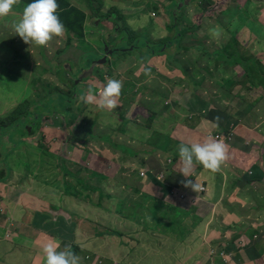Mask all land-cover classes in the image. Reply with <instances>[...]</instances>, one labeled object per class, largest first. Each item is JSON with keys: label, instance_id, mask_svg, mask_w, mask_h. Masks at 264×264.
Returning <instances> with one entry per match:
<instances>
[{"label": "rangeland", "instance_id": "obj_1", "mask_svg": "<svg viewBox=\"0 0 264 264\" xmlns=\"http://www.w3.org/2000/svg\"><path fill=\"white\" fill-rule=\"evenodd\" d=\"M170 1L102 0L100 14L106 15L114 9V17L101 20L96 11H90L84 27L85 39L89 42L85 43L83 39L80 48L69 49L56 57L55 49L25 44L15 35L12 25L21 16L14 14V10L21 12L23 8L16 10L14 5L8 16L0 18V125L8 122V128L2 132L3 144H7L4 151L7 153L3 154L1 161L9 168L5 167L9 176L2 183H7L8 187H19L24 193H32L34 188H44L42 183L48 184L49 177H53L50 179L53 193L65 187L67 193L77 191L83 198L90 195L87 202L79 197L76 201L82 204L73 209L74 215L70 219H66L67 216H51L49 199L43 193L37 191L39 196L32 206L25 203L17 191L23 211L14 214L21 223L15 220L14 224L3 226V221L10 215L6 208H0V237L10 232L12 239L7 240L17 246L12 251L2 249L1 261L9 257L12 261L10 264H35L41 257L43 263L36 264H45L42 247L51 240L60 244L58 250H63L65 246H79L74 250L79 264H112V259L114 264H192L196 259L194 250L203 252L204 242L209 246L214 245V248L207 250L208 261L204 264H225L229 261L246 264V261H252V255L244 256L238 252L240 246L234 247L231 243L238 245L240 242L237 229L244 217L241 206L249 211L254 209L252 202L256 201L255 211H250L246 217L251 220L253 217L263 218L264 185L262 192H256L255 200L246 195L242 205L234 211L230 210V216L227 215L226 205L224 210L221 205L212 208L208 214L211 219L209 225L194 223L198 216L196 203L186 211L176 205L173 198L167 199L164 193L172 187L159 175L172 167L167 163L166 155L176 156L170 151H178L182 143L188 144L183 141V136H187L189 142L196 140L192 132L176 128L185 125L192 128L197 122L207 121L209 115L206 108H225L232 117H248L255 106L259 114L264 115V104L261 102L264 96V0H221L213 11L207 5L195 6L196 0L190 7L180 5L184 0L181 3L178 1L180 9L178 4L175 9L178 22L167 13ZM182 8L184 10L180 12ZM207 11L209 13L206 15ZM169 18L170 24L175 22V25L185 29L183 33L187 40L183 47L188 52L183 49L186 59L181 69L170 62L171 56H156L144 62L146 59L141 58L140 54V51L149 48L160 55L161 50L158 49L164 45V40L174 39ZM97 22H102V26L98 27ZM116 24L120 29L116 30ZM90 25L94 28H90ZM215 26L221 30L218 38H213L209 33V29ZM104 35L111 36L107 41L114 38L115 43L110 42V46L117 44L116 51L110 47L108 53L105 52V44L103 47L101 43ZM140 41V49L135 51L127 46ZM198 46L204 47L202 52ZM94 47L99 50L96 51ZM216 49L221 55V62H218L216 55H208L214 54ZM176 58H180V54ZM90 60L95 63L91 69L88 64ZM104 61L109 63L101 67L100 63ZM224 62L232 67H226ZM57 63L63 64L62 67H56ZM110 65L115 68L111 69ZM146 70H150V74H146ZM109 78L122 81L119 106L112 111L99 110L96 105H90L96 108H85L79 97L87 92L86 88L92 86L95 79L105 85ZM73 81L78 87V96L65 99L63 105L62 98L55 93L71 94ZM192 98H196L197 103L191 108L198 109L195 113L191 112L189 119L187 108H190ZM46 99L48 101L43 106L31 104L33 100L41 102ZM198 101L206 105L199 107ZM208 102L217 107L207 105ZM65 108L72 111L68 113ZM223 113L219 111L216 116ZM249 117L252 121L238 124L236 144L243 147V153H247L249 139L253 138V127L257 125L254 117ZM86 118L88 124L93 120L90 130L88 126L85 129L82 127ZM95 118L97 122L94 125ZM14 120L26 121L25 128L32 131L34 136L27 135L21 128L18 135L26 137L21 138L19 143L12 142L16 135L12 133L9 122ZM212 132L214 135L220 131ZM222 132L225 135L226 130L222 129ZM261 134L264 136L263 131ZM257 146L259 151L264 150V144ZM67 148H71V152ZM85 149L91 155L84 154ZM53 151L59 153V158ZM81 158L84 159L83 165L79 166ZM248 161L247 158L239 168L247 166ZM158 164H161V169ZM227 166L231 164H222L216 173L205 169L201 171L210 173L215 182L216 175H231L225 168ZM53 170L58 172L53 174ZM263 170L264 154L251 157V177H257L260 173L264 176ZM99 171L109 175L102 176L98 174ZM142 171L146 173L145 177H141ZM156 171L157 174H153ZM245 171H231L239 184L245 182L244 176H249ZM62 174L67 179L60 177ZM197 175L195 173L187 180L202 187L200 181L204 183V180H199V177L197 180ZM85 176L89 179L85 180ZM147 183L154 195L140 192ZM97 185L104 186L105 192L107 188L110 191L115 187V206L108 201L103 207L97 206L98 210L95 209L94 204L105 199L100 195L98 200V194L92 193L93 189L97 191ZM187 188L198 195L195 197L198 203L204 199L210 187L205 192H197L191 186ZM175 194L172 192L170 196ZM248 194L252 197L250 191ZM73 197L77 198L75 195ZM178 198L180 201L186 200L184 197ZM215 199L213 194L212 202ZM98 212L114 214V217H106L103 220L106 223L101 222L99 217L94 222ZM230 219L233 225L228 223ZM52 229L60 230L53 232ZM207 231L211 232L208 236L210 239L205 237ZM83 234H89L92 239ZM227 235L233 239L229 241V248L225 238ZM262 235L264 223L249 234L251 249L261 245ZM250 242L245 245L249 247ZM192 246L195 249L188 251ZM220 252L224 255L215 257Z\"/></svg>", "mask_w": 264, "mask_h": 264}, {"label": "crops", "instance_id": "obj_2", "mask_svg": "<svg viewBox=\"0 0 264 264\" xmlns=\"http://www.w3.org/2000/svg\"><path fill=\"white\" fill-rule=\"evenodd\" d=\"M66 1H68L71 5L75 6L77 9L83 11L86 16L88 15V13H90V11L92 12V10H89V6H88L87 2L84 0H77V1L66 0ZM157 1H164V0H156V2ZM181 1L182 0H179L180 3H181ZM219 1L220 0H211L210 2L212 3L213 7L210 10H212V11L215 10V7ZM251 1H257V0H251ZM260 1H262V0H260ZM179 2H177L178 5L180 4ZM195 3H197L195 6H200V4L203 3V1L202 0H196ZM191 4H193V0H190L188 7H190ZM180 5H182V4H180ZM19 8H23L22 4L16 5V10ZM182 10H184V8H182L180 10V12H182ZM208 13H209V11H207L205 14L207 15ZM14 14L21 16L22 11L21 12H15V10H14ZM87 19H88V16H87ZM92 19H94L93 15H92ZM86 21H85V23H86ZM85 23H84L83 28L85 27ZM97 23H98L97 24L98 27H99V25L102 26V24H101L102 22L101 23L97 22ZM94 25H95V22H94ZM173 30H174V39L178 38V34L182 32V26L174 24V26H172L171 31H173ZM83 39H84L85 43L89 42L87 39L81 38L80 36H78L77 34H75L73 32L69 33L68 30L66 29L63 36L54 37L48 43L47 46H39V47L40 48H48V49L53 48V49H55L56 50L55 57H56L57 55H61V53L66 52L69 49L80 48L83 44V42H82ZM186 40H187L186 34H184L183 37L180 39L179 43L175 41V43L171 47V54H174L175 51L177 54H179L177 49L179 47H183L185 45L184 41H186ZM164 41H166V40H164ZM101 43H102V40H101ZM102 44L104 45V43H102ZM240 44L242 45V43H240ZM94 48L96 51L99 50L97 47H94ZM70 52H71V50H70ZM180 53L184 54L183 50H180ZM164 56L167 57V56H169V54L157 56V57L161 58ZM184 59H186V57H181L182 62ZM70 63H72V65L75 66L74 62L71 61ZM108 63H109V61H104L103 63H100V66L104 67ZM62 65L63 64H61V63H57L56 67L61 68ZM65 65H67V64H65ZM34 67H35V64H34ZM34 67L32 66V69H34ZM110 67H111V69L115 68L111 65H110ZM76 68L77 67H75V69ZM35 69H36V67H35ZM101 70L103 71V68H101ZM101 70H99V71L101 72ZM233 72H234V70H233ZM60 77H61V79L63 78L62 75ZM103 85L104 84H102L101 80L95 79V81L93 82V85L90 87L93 90H95L94 92H98L99 89ZM88 88H86V90ZM217 101H219V100H217ZM34 103H36L40 106H43L46 103V100H43L41 102H39V100H33L31 104L33 105ZM191 103H192V107H193L197 103L196 98H192ZM208 103L209 104H207V105H210L212 107L213 106L217 107L216 105H212V103H210V102H208ZM83 104H85V108H96L94 106H90V105H95V104H86V103H83ZM196 109L197 108H191V109L187 108V112H188L187 118L191 119V112L195 113ZM206 109L208 110V115H209L207 121L204 120V122H199V123L197 122L195 127H192V128L185 125L183 127L176 128V130L192 132L194 134L196 140H190V142H189L187 136L182 137L183 141H185L188 144H191V143H195V142H203L209 136L214 138L215 134H222L223 133L222 129H225L226 132H225L224 136L226 137V140L224 141V143L228 146V158L224 161L223 164H225V163L231 164V166L225 167L226 169L229 170L231 175H229V176H227L226 174L219 175V176L216 175V178H215L216 183H215V182H213L212 178L210 177V173H206V171H201V170H204V168H202L201 165L196 164L195 167L193 168L192 172L190 173L189 177H191L193 174L197 173L198 174L197 180H198V177H199V180H204V183H203V181H200L201 185L202 186L204 185L203 186L204 191H198V192H205L206 188H208V187L213 189V191H211V189L208 188L206 191L207 192L206 196L203 197L204 199L201 198L202 200L200 202H202V203L198 204L197 201L195 200V197H198V195L194 191L189 190L187 187H185L183 185L184 184L183 182L185 180H187L189 177H184L183 175L180 174V172H179V158L178 157H177L178 159H174L172 161V163H169L168 160L171 158L170 155L164 154L167 157L166 158L167 163L171 164L172 167L170 169H168L167 171L163 170L164 178H165L167 184H170L169 186L172 187V188H170V191H167L164 193L165 196L167 197V199L172 198V197H170L172 192H176L178 194V197L186 198V200L189 201L190 205H193L194 203L198 204L197 208H196L198 210V216L195 218L194 223H200V224H209L211 221V219L208 218V214H209L210 210L212 208H216V206H219V205H221V208H223V210H224V205H226L225 208L227 209L226 210L227 215L230 216V210L234 211L236 208H238L239 205H242V203H244L243 201L245 200L246 195L249 196V199L253 198L255 200L257 198L256 192H262V188H263L262 186L264 185V179H263L264 176L260 175L261 173L259 175H257V177H255L257 179V181L254 179H253V181H246V179H245V182L243 184H239L238 183L239 181H237L234 178V177H236L235 173L233 174V172H231V171L237 172L238 170L244 169V170H247L245 172H247L249 177H251V174H250L249 169H248L249 168V161L251 160V157H253L256 154H259V155L264 154L263 153L264 150L262 149L261 151H259V147L257 146V144H259V143L264 144V136L261 134V131L264 132V115H261L259 117L254 118L255 121H257L256 122L257 125L255 127H253V130H252L253 138L249 139L248 147L246 148L247 153H243L242 152L243 147L241 145L236 144L237 133H238V124L245 123L248 120L249 116H251V113H248V115H249L248 117L246 115H244L243 117L242 116L238 117L236 115L238 117L237 118L236 116L232 117L231 115H229V112H226L225 110H227V109H225V108H206ZM241 109L242 108H240V109L238 108L237 110H241ZM243 109H245V108H243ZM253 110H254V108H253ZM219 111H222L224 113L222 114V116L217 117L216 114ZM241 118H243V119H241ZM88 121H89L88 118H86V123L84 126H82L83 129H85L87 126H88L89 130L92 128L91 125L93 123V120L89 124H88ZM94 121H95V123H94V125H95L97 122V118H95ZM217 124L219 125L218 127L216 126ZM33 125H35V124H33ZM40 127L41 126L39 125L38 128H40ZM212 130L214 132H217V131H220V132H217L213 135ZM19 140H21V139H19ZM19 140L17 141V143L21 142ZM11 144L16 145L14 143H11ZM56 144L58 145V143H56ZM67 150L69 152H71V148H67ZM53 152L52 153L55 154L56 157L58 156V158H59V153H57L55 151H53ZM249 152H250V154H249V156H247V154ZM84 154L91 155V153H89L88 150H86V149L84 150ZM247 158L249 159V161L246 163L247 166H245L243 168H239V166L242 165L244 163L243 161L246 160ZM83 160H84L83 158L80 159V165L79 166L83 165ZM162 164L164 166H166L164 161H162ZM158 165H159L158 166L159 169H161V164H158ZM89 171H91V170H89ZM92 171H94V170L92 169ZM55 172H58V171L53 170V174ZM60 172H62V171H60ZM87 172L88 171L86 170V173ZM262 172H264V170ZM99 173L103 174L104 172L99 171ZM106 175H109V174L106 173ZM60 177H63L64 180L66 178L63 174ZM51 178H53V177H49V183L48 184L46 182L42 183L44 185V188H42V189L40 187L34 188L32 193H29V192L24 193L19 187H12V186L8 187L7 183H1L0 184V208H3V207L6 208L8 210V215H10L9 217L7 216L5 218V220L3 221V223H2L3 226H5L6 224L12 225L15 223V220L17 222L21 223L18 220L17 216L14 214L15 212L23 211V209H20L19 202L21 199H17V191L20 192L19 196L24 200V202L27 203L28 205H32V206L35 204L36 199L39 196L38 192H40V194L43 193L45 195V197H47L49 199L48 209H52V213L51 212H49V213L51 214V216H53V218L55 216L61 215L62 217L67 216L66 219H70V216L74 215L73 209L75 207H77L79 204H82V202L76 201L79 199V197H81L82 200L86 201V202L90 200V195L87 196V198H83L81 193L77 192V191H76V193H74V191H72V193H71V190H70V192L67 193V189L65 187H63L61 190L55 191V193H53L54 187H50V185H51L50 179ZM84 179L88 180L89 178L85 176ZM171 180H172V182L174 181V183H169ZM60 186H62V184H60ZM46 187H49L48 190L46 189ZM150 187L151 186L147 183L146 186L145 185L143 186V188H142V190H140V192H142L143 194H147V195H154ZM95 188H97V191L95 189H93L92 193L95 192L98 194V200H99L100 195H103V197L105 198L102 202L97 201L94 204L95 209H97V206L103 207V205L105 203H107L108 201H111L110 202L111 205L115 206L114 205L115 187L110 191L107 188L108 191H106V192L104 191V186H102V185H100V186L97 185V186H95ZM40 189H41V191H40ZM99 191L103 194L98 193ZM249 191L251 192L252 197L248 194ZM213 194L216 196L215 202H212V200H211V197ZM74 195L77 196V198H74L73 197ZM254 202H256V201H254ZM254 202H252L254 209H249V211L246 210V207L241 206V211L243 212L244 217L242 218L243 222L241 223V225L237 229V232L239 231L237 238H238V240H240V242L238 245L233 244V246L234 247L240 246V249L238 252L243 253L244 256L252 255V261L249 260L246 262V264H254V262L258 263V261H260V264H261V262H263V264H264V238H262L260 243H259L261 245L254 248V249H251V242L249 240L250 239L249 234L255 232V227L264 223V220H262V219H264V212L263 211H262L263 218H261V219L253 217L252 218L253 220H251V218L246 217L247 213H249L250 211H253V212L255 211L257 205ZM89 204L90 203L86 204L85 208L88 207ZM179 206L181 208H184L186 211L189 209V205L188 206L179 205ZM248 207L249 206H247V208ZM24 208L28 209L26 207H24ZM53 209H56L58 211H54ZM1 211L2 210H0V214H1ZM49 213H47V214H49ZM98 217H99V219L102 220L101 222L106 223L103 220L106 217H112V219H113L114 214H100L98 212L94 222L98 221ZM81 220L83 221V218ZM228 223H230V224L232 223L231 219L229 220ZM231 225H233V224H231ZM250 226H254V227L249 228ZM207 229H209V228H207ZM52 230H53V232H58L60 229H52ZM211 230L213 231V229H211ZM62 233H63V231H62ZM210 233L211 232L207 231L205 237H208L210 235ZM233 233H234V231H233ZM5 234H8V235H6L3 238L0 237V251L2 249H8V248L12 251V248H16L17 246L12 241L7 240L9 238L12 239L10 232H7ZM83 236L84 237L86 236L88 239H92V237L89 234H83ZM262 236H264V235H262ZM225 238L227 239L228 244H229V241L233 240L228 235L225 236ZM208 239H210V237H208ZM248 242H250L249 247H247V245H245ZM243 243L245 246L243 245ZM204 244H205V249L203 252H197L196 250H194L195 248L193 246H192L193 249L190 248L188 250V251L194 250L196 253V259L192 264H204L208 261L207 250H209L210 248H214L213 247L214 245L209 246L205 242H204ZM225 244H227V243H225ZM74 246H76V249L80 248L77 245H74ZM39 249H40V247H39ZM0 262L3 264L12 263V261L10 260L9 257L6 259H2V261L0 260ZM38 262H42L41 257H39V259L35 262V264ZM107 263H108V261H107ZM112 264H114V259H112ZM230 264H234V263L231 261Z\"/></svg>", "mask_w": 264, "mask_h": 264}, {"label": "clouds", "instance_id": "obj_3", "mask_svg": "<svg viewBox=\"0 0 264 264\" xmlns=\"http://www.w3.org/2000/svg\"><path fill=\"white\" fill-rule=\"evenodd\" d=\"M19 3L20 0H0V18L8 16L13 6ZM58 7L56 0H32L24 6L20 19L12 25L15 35H18L25 44L38 47L47 46L54 37L63 36L66 29L57 15ZM220 31L219 26L209 29L213 38H218ZM146 74H150V70H146ZM122 86V81L109 78L98 92L89 87L79 100L86 104H95L99 110L112 111L119 106ZM214 138L209 136L203 142L180 144L178 155L181 175L189 177L196 164L212 173L220 170L228 158V146ZM168 161L172 162V159ZM183 183L185 187L191 186L197 192L200 190V186L197 183L193 184L191 180H185ZM227 246L229 247V244ZM58 249L60 244L54 240L43 245L45 264H79V257L72 251L71 246H65L63 250ZM232 262L235 264V261Z\"/></svg>", "mask_w": 264, "mask_h": 264}, {"label": "trees", "instance_id": "obj_4", "mask_svg": "<svg viewBox=\"0 0 264 264\" xmlns=\"http://www.w3.org/2000/svg\"><path fill=\"white\" fill-rule=\"evenodd\" d=\"M84 1L87 2L88 6H89V9L92 10V12H95L96 11L95 13H97V15H99V19L102 20V18H107V17L113 18L114 17V15H113L114 13L112 12V11H115L114 9L113 10H109V12L106 15L100 14L101 7H102V0H84ZM31 2H32V0H20V3L19 4H22V6L24 8V6H26L28 3H31ZM56 2L59 5L58 11H57V15L59 16L61 22L64 24V26L68 30V32L69 33L73 32V33L77 34L78 36H80L81 38H85L86 35L84 33L83 26H84L85 21L87 20V16L84 14V12L81 11V10H79V9H77L75 6L71 5L66 0H56ZM177 4L178 3L176 2V0H171L167 4V13H168V15L171 18H175L174 20L178 22V20H177V14L175 12V9L177 8ZM118 17H119V15H118ZM171 18H169V25L172 24V23L170 24V19ZM262 21L264 22V19ZM174 24H175V22H173L172 25L174 26ZM172 25H171V27H172ZM90 28H94V27L91 25ZM118 29H120L119 28V25L116 24V30H118ZM183 30H185V29L182 28V32L178 34V38H175V39L170 38L171 39V40L169 39L170 41H168V40L167 41H164V45L161 47V49L160 48L158 49V50H161V54L160 55L157 54V51L152 50V49L150 50L149 48H147V49H143L142 51H140L141 58L145 57L146 60L144 62H149L150 60H152L156 56H162V55L169 54V56H171V58H172L170 60V62L173 63V65L175 67H177L178 69H181V64H182L181 57H186V55H184L185 53L184 54H181L180 53V50L185 49L187 51V49L184 48V47H179L177 49V51L180 54V58H176V56L179 55V54H177L176 51H175L174 54H171V47L175 43V41L178 42V43L180 42V39L184 35L183 34ZM140 43H141V41L139 43H133V44H130L129 43V45H127V46L133 47V50L135 51L136 49H140V47H139V44ZM148 44L149 43L147 42V45ZM197 48H198L199 51L202 52L204 47L203 46H198ZM189 49L191 51V47H189ZM208 55L210 57H213V56L216 55L217 56L216 58L219 60L218 62H221L222 61L221 60V55H220L218 49L214 50V54H212V55L208 54ZM88 64H90V66H91V65L94 64V62H92V60H90L88 62ZM224 65L226 66L225 62H224ZM237 65H235V67H237ZM84 67H86V65H84ZM84 67H82V68H84ZM226 67H232V66H226ZM225 75H227V74L225 73ZM241 84H242V82L240 83V85ZM70 87L72 88V93L71 94L70 93L67 94V93H64V92H56L55 93L60 98H62L63 105L66 103L65 102V99H71L73 97H77L78 96L76 94V92L78 91V87L75 84V81H73L71 83V86ZM236 98H238V97H236ZM198 100H201V99L198 98ZM47 101L48 100L46 99V102ZM261 102L264 103V96L261 98ZM198 105H199V107H202V106L206 105V103L203 102V101L202 102H199L198 101ZM188 107L191 108L192 107V103H190V105ZM65 110L68 113H70L72 111L70 108H65ZM251 111L249 113H251V116L252 117L256 118V117L261 116V114H259V112H258L257 108H255V106H254V110L252 112ZM65 115H67V114H65ZM74 116H76L75 113H74ZM248 120L252 121L250 119V117L248 118ZM2 124H4V126H2ZM2 124L0 125V148H1V150H0V184L2 182H4L8 178V176H9V171H8L9 168L7 167L6 163L3 160L1 161V158H2L3 154L7 153V152L4 151L5 150V146H7V144H3V137H2L3 136L2 135L3 133L2 132L5 131L8 128V126H7L8 122H2ZM9 124L11 125V128L10 129L11 130L13 129L12 133H14L16 135V138L15 139H11L12 142L18 141L19 139L26 137L24 135H22V136L21 135L20 136L18 135V132H19V130L21 128L23 129V131L25 133H27V135L34 136L33 133H32V131L29 132L25 128L26 121L14 120V121H10ZM31 125H33V124H31ZM33 126H35V125H33ZM19 141H21V140H19ZM12 142H10V143H12ZM170 152L176 155V156H171L170 155L172 161L174 159H178L179 158V156H177L178 155V151L175 152L174 150H171ZM5 167H7L8 170ZM243 170L244 169H241V170H238L237 172H243ZM158 171L153 172V174H157ZM98 174H100V173H98ZM100 175L105 176L106 173H103V174H100ZM150 176H152V175L150 174ZM152 177H154V176H152ZM244 178L246 179V181L247 180L253 181V179L257 181V179L255 177L244 176ZM170 197H172L173 200L176 201V205H184V206H188L189 205L190 206L188 200H185V201H182V202L179 201L178 194H175V196H170ZM199 203H202V202H198V204ZM196 212H198L197 209H196ZM228 222H229V220H228ZM232 246H233V244H232ZM71 249H72V251H74L76 249V247L75 246H71ZM261 264H263V262H261Z\"/></svg>", "mask_w": 264, "mask_h": 264}, {"label": "flooded vegetation", "instance_id": "obj_5", "mask_svg": "<svg viewBox=\"0 0 264 264\" xmlns=\"http://www.w3.org/2000/svg\"><path fill=\"white\" fill-rule=\"evenodd\" d=\"M211 0H207V2H203L202 4H200V6L199 7H202V6H204V5H207V7H209V8H212L213 7V5H212V3L210 2ZM221 1V0H220ZM105 32H108V34L109 33H111V34H114L112 31H105ZM111 38V36H109V35H104V39L102 40V43H104L105 44V52L106 53H108V51H109V48L110 47H112V50H115L116 51V49L118 48L116 45L117 44H115V46H110V42H112L113 41V39L111 40V41H107V40H109ZM112 43H115V41H113ZM103 47H104V45H103ZM115 53V52H114ZM100 58V57H99Z\"/></svg>", "mask_w": 264, "mask_h": 264}, {"label": "built area", "instance_id": "obj_6", "mask_svg": "<svg viewBox=\"0 0 264 264\" xmlns=\"http://www.w3.org/2000/svg\"><path fill=\"white\" fill-rule=\"evenodd\" d=\"M215 139L224 142V141L226 140V137H225L223 134H216V135H215ZM169 162H170V161H169ZM140 175H141L142 177H145L146 173H145L144 171H142V172L140 173ZM159 178L163 179V178H164V173H161V174L159 175ZM183 185H184V184H183ZM199 191H204V187H203V186L200 187V190H199ZM223 255H224L223 252H220V253H218V254H215V257H217V256L222 257Z\"/></svg>", "mask_w": 264, "mask_h": 264}, {"label": "water", "instance_id": "obj_7", "mask_svg": "<svg viewBox=\"0 0 264 264\" xmlns=\"http://www.w3.org/2000/svg\"><path fill=\"white\" fill-rule=\"evenodd\" d=\"M189 2H190V0H184V2H183V6H187V5H189ZM178 8L180 9V7H179V5H178ZM95 64V63H94ZM29 132H30V130L29 129H27Z\"/></svg>", "mask_w": 264, "mask_h": 264}]
</instances>
